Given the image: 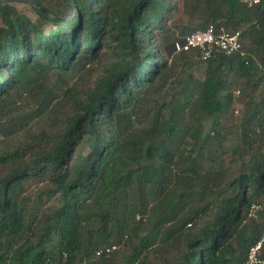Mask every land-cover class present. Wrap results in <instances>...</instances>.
<instances>
[{
  "label": "trees",
  "instance_id": "16d2710c",
  "mask_svg": "<svg viewBox=\"0 0 264 264\" xmlns=\"http://www.w3.org/2000/svg\"><path fill=\"white\" fill-rule=\"evenodd\" d=\"M24 1L36 20L0 0V264H241L264 232V0ZM209 25L243 50L200 80L173 45ZM229 77L249 106L232 152ZM43 179L60 205L37 222L21 197Z\"/></svg>",
  "mask_w": 264,
  "mask_h": 264
},
{
  "label": "rangeland",
  "instance_id": "374dc122",
  "mask_svg": "<svg viewBox=\"0 0 264 264\" xmlns=\"http://www.w3.org/2000/svg\"><path fill=\"white\" fill-rule=\"evenodd\" d=\"M11 2L18 10L25 16L29 17L32 20H36L38 15L32 8V5L26 3L24 0H7ZM180 1V0H179ZM187 22H190V18L183 14L182 12L173 20V24L177 25V33L186 27ZM192 23V21L190 22ZM2 24L0 20V25ZM192 59H189L188 66L186 65V73L192 74L195 78L202 80L204 77V65L202 62H199L194 56H190ZM178 67L176 68V72ZM180 69V68H179ZM79 76V73L74 72L71 76H68V80L71 82ZM255 78V77H254ZM242 81L236 80L233 77H229L224 85L229 88L233 93V103L229 108V112L226 116L221 119V127L227 133L228 141L224 145V149L229 152H232V149H236L241 142L242 133L244 128L248 127L245 115L249 111V106L247 103L246 95H243L242 91ZM261 88L258 92H261ZM206 128L210 129L212 121L206 119ZM230 156L225 159V164H230ZM145 160L140 156L136 155H125L123 161V170L127 171L132 167H136L140 163H144ZM50 183L47 179L41 181L31 182L26 184L23 190L21 197V204L28 214L35 220L38 217L37 222L47 220L51 211L60 205V195L53 194L50 191ZM37 225V223H36ZM37 228V226L35 227ZM34 233H36L34 231Z\"/></svg>",
  "mask_w": 264,
  "mask_h": 264
},
{
  "label": "built area",
  "instance_id": "2783aa9c",
  "mask_svg": "<svg viewBox=\"0 0 264 264\" xmlns=\"http://www.w3.org/2000/svg\"><path fill=\"white\" fill-rule=\"evenodd\" d=\"M242 1L250 8L261 3V0ZM242 50L240 31L229 33L223 28L217 30L214 25H209L205 30H196L173 45L174 53L193 52L195 59L203 62L210 59L215 53L232 55L242 52ZM259 210L260 206H252L250 217H255ZM263 246L264 232L260 239L249 248L247 256L241 264H264V259L261 255ZM117 249L118 246L116 245L100 249L97 251V256L110 254Z\"/></svg>",
  "mask_w": 264,
  "mask_h": 264
}]
</instances>
